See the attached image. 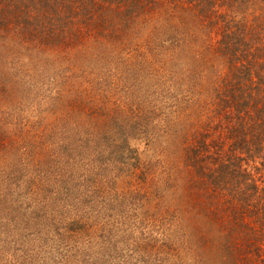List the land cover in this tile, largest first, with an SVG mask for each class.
<instances>
[{"label":"trees","instance_id":"obj_1","mask_svg":"<svg viewBox=\"0 0 264 264\" xmlns=\"http://www.w3.org/2000/svg\"><path fill=\"white\" fill-rule=\"evenodd\" d=\"M171 37L180 39L186 67H175L179 50L167 59V66L175 67H168L175 82L170 85L175 104L169 126L157 121L151 140L142 121L130 120L125 128L131 133L119 131L113 137L112 129L103 135L109 160L96 152L100 164L111 162L123 169L117 181L146 185L153 183L149 146L165 145L171 189L156 210L172 213L179 235L174 244L169 242L174 236L137 239L136 247L157 243L156 254L161 248L172 252L144 255L139 263L264 264V0H0V258L6 264H43L30 263L32 256L21 248L10 250L20 237L24 246L50 238L35 234L15 206L14 216L10 208L6 211L7 195L1 188L8 177L7 161L13 160L18 169L28 166L20 153L35 140L32 127L23 124L32 113L20 109L35 102L28 95L51 91L71 65L64 61L77 52L79 61H95L113 49L104 56L113 53L127 62L128 56L120 54L127 44L135 46L131 53L144 54L148 45L164 44ZM192 63L195 67L189 69ZM189 71L200 79L209 73L206 84L179 95L183 102L178 103L176 88ZM58 94L63 90L50 95L52 103L39 115L41 121L65 102L56 99ZM61 119L58 113L54 126ZM34 175H28L31 186ZM21 177L14 169L10 173L11 181ZM90 230L84 220L70 219L65 229L70 239L66 237L65 246L56 245L46 264H89L91 256L81 245Z\"/></svg>","mask_w":264,"mask_h":264},{"label":"rangeland","instance_id":"obj_2","mask_svg":"<svg viewBox=\"0 0 264 264\" xmlns=\"http://www.w3.org/2000/svg\"><path fill=\"white\" fill-rule=\"evenodd\" d=\"M134 47L129 43L120 53L128 56L127 62L126 58L114 57L113 53L104 56L113 49L95 61L88 58L79 61L80 53L77 52L64 61L71 65L56 78L51 91L42 90L38 95L30 92L32 95H28V98L35 99V102L20 108L25 111L29 108L32 113L30 118L23 117V124L32 127L34 145L28 147L23 144L24 148L20 151L28 166L20 164L19 170L13 165V160L7 161L8 177L1 183V188L4 187L7 195L3 199L6 211L10 208L14 216L15 206L35 234L43 232V235L50 237L44 236L33 245V241H29L25 246L22 237L17 240L10 251L14 252L16 247L25 250L32 256L30 263L46 264L56 254V245L67 244L66 237L69 236L65 229L72 218L84 220L91 227L89 232L92 233L83 239L86 246L81 245V249L91 256L89 264H101L98 263L100 260H103V264H140L139 258L144 255L154 258L172 253L166 254L161 248L156 254L160 248L157 243L143 248L133 245L139 238L152 241L154 238L174 236L169 241L172 244L174 239H178L172 213L156 210L165 193L171 189L164 163L165 145L154 143L149 146L152 162L147 166L153 183L146 185L128 186L123 181H117L122 174L119 170L123 169L111 162L104 166L96 156L99 151L105 161L109 153L104 149L103 135L112 129L113 137L119 131L131 133L125 128L130 120L142 121L144 135L151 140L157 135L154 133L157 121L162 127L166 124L168 127L171 121L170 112L175 103L170 85L175 82L173 70L169 71L168 67L174 66H167V59L179 50L175 67H186L181 63L185 53L182 43L180 39L171 37L164 44L157 46L156 42L148 45L144 54L131 53ZM190 66L189 69H193L195 64ZM183 74L179 83L182 85L176 88L179 91L176 96L203 88L209 73L201 79L197 72ZM60 81L63 82L61 86ZM135 82L144 84L137 87ZM61 89L64 94H58L56 99L60 96L58 99L65 102L55 106H61L57 112L55 108L50 109L53 116L45 122L41 121L39 115L52 103L50 95ZM92 96L95 100L90 99ZM17 99L16 105L23 106L24 97L21 95ZM177 101L182 103L183 97H177ZM91 102H97L96 106L91 108L88 105ZM82 108L84 112H81ZM58 113L62 114L63 119L54 126ZM123 118L128 120L123 121ZM34 127H38V130H34ZM30 156L34 163L30 161ZM13 169L24 177L11 181ZM30 174H35L32 176V186L29 183ZM5 217L9 218L6 212ZM96 235H100L99 241L93 239ZM102 239H106L105 243H102ZM131 246L133 250L126 252ZM9 256L10 253L5 256L6 259L9 260ZM4 260L0 258V264H6ZM9 261L16 264V261Z\"/></svg>","mask_w":264,"mask_h":264}]
</instances>
